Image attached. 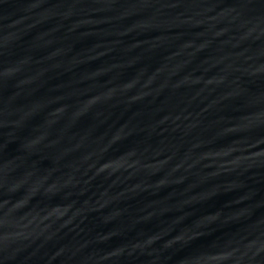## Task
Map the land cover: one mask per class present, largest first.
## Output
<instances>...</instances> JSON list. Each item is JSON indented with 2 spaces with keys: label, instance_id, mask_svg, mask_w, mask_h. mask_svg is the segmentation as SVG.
<instances>
[{
  "label": "water",
  "instance_id": "obj_1",
  "mask_svg": "<svg viewBox=\"0 0 264 264\" xmlns=\"http://www.w3.org/2000/svg\"><path fill=\"white\" fill-rule=\"evenodd\" d=\"M0 264H264V0H0Z\"/></svg>",
  "mask_w": 264,
  "mask_h": 264
}]
</instances>
